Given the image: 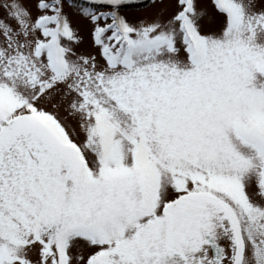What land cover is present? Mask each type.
I'll return each mask as SVG.
<instances>
[{
    "label": "snow or ice",
    "instance_id": "6c2138e0",
    "mask_svg": "<svg viewBox=\"0 0 264 264\" xmlns=\"http://www.w3.org/2000/svg\"><path fill=\"white\" fill-rule=\"evenodd\" d=\"M0 264H264V0H0Z\"/></svg>",
    "mask_w": 264,
    "mask_h": 264
}]
</instances>
